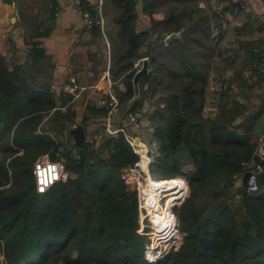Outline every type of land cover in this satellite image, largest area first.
<instances>
[{
  "label": "trees",
  "instance_id": "1",
  "mask_svg": "<svg viewBox=\"0 0 264 264\" xmlns=\"http://www.w3.org/2000/svg\"><path fill=\"white\" fill-rule=\"evenodd\" d=\"M198 1L141 0L150 24L138 30V0H113L120 7L113 18L115 34L124 44L111 63V73L121 75L125 85L116 95L122 108L128 106L134 96V60L151 55L154 72L141 78L140 96L128 110H139L161 90L153 109L158 148H152L151 174L178 185L182 178L175 175H183L187 185L183 201L171 208L180 244L156 264H264V159L255 172L256 191L241 181L258 149L250 139L258 112L234 99L223 101L218 114H204L208 71L184 52L186 43L198 40L197 33L203 47L198 56L214 50L209 16L195 22L188 7ZM161 7L164 17L153 18ZM87 9L91 26L98 28L95 10ZM182 27V38L166 44L165 36ZM29 54L36 64L45 52L32 40ZM260 61L259 52L247 50V63L256 67ZM175 79L180 85L173 89ZM66 108L65 113L58 108L50 86L34 87L25 67L9 68L0 53V264H150L144 257L145 236L137 231L143 211L139 190L122 174L138 155L123 132L105 133L97 146L95 140L75 146L68 139L67 178L37 190L34 161L46 152L55 159L60 143L41 129V121L52 110L59 119L70 118L71 108ZM89 108L104 117L109 110Z\"/></svg>",
  "mask_w": 264,
  "mask_h": 264
},
{
  "label": "crops",
  "instance_id": "2",
  "mask_svg": "<svg viewBox=\"0 0 264 264\" xmlns=\"http://www.w3.org/2000/svg\"><path fill=\"white\" fill-rule=\"evenodd\" d=\"M216 1L219 3L214 4L219 9L218 23L221 26L212 29L211 34L221 54L227 59L228 70L225 75L221 68H217L212 75L222 74L221 81H227L232 90L245 92L243 98L238 95L234 99L247 104L251 112H258L250 139L259 147L264 139V0ZM87 7L95 10L98 28L87 27L84 17ZM163 9L161 7L153 12L152 17L163 18ZM119 10L120 7L113 0H0V53L6 64L11 69L23 65L34 87L50 86L62 113L67 111V106L71 108L70 118L59 119L53 110L44 117L48 129L46 133L56 141H63L64 137L71 139L69 127L78 123L85 126L88 139L85 141L93 138L95 146L106 133L105 115L89 107L110 108L109 93L116 94L125 89L121 75L111 73L113 41L116 39L115 33L110 31L112 24L116 26L113 18ZM136 10L138 30L147 28L150 17L142 11L141 0H138ZM32 40H37L45 52L36 64L29 54ZM244 42L252 45L248 48L243 45ZM247 50L260 53L258 66L253 67L248 63L251 67H245ZM149 101L154 103L155 99L149 98ZM147 102L146 98L139 110L131 111L138 119V123L131 127L133 132L139 130L138 125H146L141 116ZM127 104L132 103L129 101ZM220 110L221 105L217 112L209 115L214 116ZM121 119L126 121L127 114L120 109L111 115L114 124H119ZM58 121L66 127L54 129ZM144 132L147 134L146 130ZM150 140L157 149V138L154 136Z\"/></svg>",
  "mask_w": 264,
  "mask_h": 264
},
{
  "label": "built area",
  "instance_id": "3",
  "mask_svg": "<svg viewBox=\"0 0 264 264\" xmlns=\"http://www.w3.org/2000/svg\"><path fill=\"white\" fill-rule=\"evenodd\" d=\"M84 17L86 20L87 27H91V25L93 24V19L87 10L84 11ZM102 21L103 19L101 18V23ZM135 65H137V63H135ZM109 104L110 109L107 114L105 132L108 134H116L119 131L123 132L127 142L130 144L135 153L139 156L138 161L134 164L127 165L122 174L128 183L130 180L131 186L133 184V181H135L136 187L139 186L140 188V200L142 201L143 210H145V212L142 214L143 216L148 217V219L150 220V229L145 232L148 237L145 240L144 244V257L150 264H156L162 256L172 250V248L175 249L176 247H178L180 243L181 236L176 234L175 232L174 226L176 224V220L171 213V208L175 204L183 201V199L185 198L187 194L186 179L184 176H178L182 178V183L177 189V193L174 198L168 199V196L165 195L164 192H161V189L156 187L154 188V190H157L158 198L155 199V201L152 203L147 202L145 200V190L142 185L144 182L142 177L143 174L140 171V166L138 163L142 155L140 145H144L146 147L145 153L148 156V169L151 174L150 164L152 160L153 145L151 144V142L148 143V141L142 136L139 131L133 132L132 129H129V122L133 124H131L132 127L138 123V119L136 118L135 114L128 110L130 105H128V108L124 111V113L127 114L126 121L121 119L119 124H114V122L111 120V115L121 107L119 98L115 93H109ZM66 149L67 146L60 142L55 150L57 156L55 159H52L48 152L38 155L35 159L33 164V174L35 177L36 186L38 187L37 190L39 192L46 191L53 182L60 179L64 180L67 178L68 170L65 167V159L62 155H59L60 151L62 154V152H65ZM73 156L79 159L81 154L78 153V151H75L73 153ZM151 177H153L152 174ZM246 184L249 191L253 192L257 190L255 173L251 174L248 177ZM161 211H163L162 213H165L164 216H166V219L169 221V223L164 226L165 228L157 230L153 227L151 214L159 213ZM143 227L144 221L142 217L140 218L139 215V227L137 228V231L139 233H142ZM164 229H166L168 232H166L165 235H162Z\"/></svg>",
  "mask_w": 264,
  "mask_h": 264
},
{
  "label": "rangeland",
  "instance_id": "4",
  "mask_svg": "<svg viewBox=\"0 0 264 264\" xmlns=\"http://www.w3.org/2000/svg\"><path fill=\"white\" fill-rule=\"evenodd\" d=\"M201 2H203V3H201ZM207 3H210L211 5L210 6H208V4ZM214 3H216V4H219L218 3V1H216V0H213L212 2H210V1H207L206 0V2L204 1V0H199L197 3H191L190 5H188V7H191V8H193L194 9V11L191 13V15L193 16V21H195L196 22V20L198 19V17L199 16H201V15H203V14H207L208 16H209V18H210V21H211V23H210V25H211V29H215L216 27H218V26H215L217 23H218V20H219V16H218V14L219 13H217L218 11H219V9H218V7L216 6V4H214ZM187 20H186V23H188L189 21H191L192 19H190L189 17H187L186 18ZM188 25V24H187ZM115 25H113L112 24V26H111V31L110 32H112L113 31V33H115ZM183 28V27H182ZM220 28V27H219ZM186 30V28H183V30H182V32H181V36L179 37V38H182V33H183V31H185ZM213 34H211L210 35V37L208 38V41L210 42V44L212 45V48L214 49H212L213 50V52L211 53V55L210 56H201V55H199L198 56V54L200 53V51L203 49V47H202V44H200V41H199V39H201V37H202V34L201 33H197L196 34V37L198 38V40H195V41H192L191 43H189V44H185L186 45V47L184 48V52L186 53H189V55H191V57H194L195 58V60L196 61H199V63H202L205 67H206V69H207V71H208V80H207V83H206V86H205V105H204V114L205 115H209V114H211V115H213L215 112H217L218 110H219V105H221V103L224 101V102H226V100H228V101H230L229 103H231L233 100H234V98L235 97H237L238 95H239V97H242L243 98V96L245 95V92H235L234 90H232L233 88L231 87V86H229V83L226 81H221L223 78H222V74L224 73L225 75H226V73L225 72H227V70H228V68H226V65H227V59H225L224 58V55H222L221 54V51H220V48H219V45H217L216 46V43L214 42V38H213V36H212ZM115 39L116 40H114L113 41V57L115 56V55H117V54H119L122 50H123V48H124V44H122V42L121 41H119V39H118V36L116 37V34H115ZM219 40V39H218ZM161 41V39H159L158 41H157V43L158 42H160ZM250 44L252 45V43H249V42H244V46H246V47H250ZM222 47V46H221ZM186 49V50H185ZM144 51H145V53L146 52H148L149 51V48H144ZM149 56H151V55H149ZM149 56H147L148 58H149ZM112 57V58H113ZM143 57H145V56H143ZM143 57H141V58H139V59H135L134 60V67L136 68V70L141 66V64H142V58ZM244 57V56H243ZM239 58V57H238ZM151 58H149V60H150ZM264 59V58H263ZM245 60H247V58H245ZM238 61V59L236 60V62ZM203 62H205V63H203ZM135 63H137V65H135ZM226 63V64H225ZM234 63H232V65H233ZM215 66H217V67H215ZM245 67L246 68H250L251 66L248 64V63H245ZM217 68H221L222 70H223V72H222V74H215V75H212V73L215 71V70H217ZM225 69H226V71H225ZM154 70V65H149V73L148 74H150V75H152L153 74V71ZM249 71H251V70H249ZM147 74V75H148ZM175 81L176 82H174L175 84H174V87H172L173 89H176L179 85H180V82H177V80L175 79ZM140 83V82H139ZM214 83H216V84H214ZM222 83V84H221ZM161 94H162V92H161V90L159 91V93L157 94V96L155 97V102L154 103H151V101H149V99H147L148 100V102L146 103V106H145V111H144V113L142 114V116H141V118L143 119V121H144V123L146 124L145 126H137V127H139L138 129V131L142 134V136L148 141V143L149 142H151V140H150V138H154V126H155V123L152 125V123L154 122L153 120H152V118H153V109H154V107H155V105H157L158 103V101L157 100H159V97H161ZM131 103V102H130ZM163 105V104H162ZM121 106V105H120ZM122 107V106H121ZM121 107L119 108L120 109V111H125L127 108H128V106H126L125 108H123V109H121ZM110 109V108H109ZM109 111V110H108ZM108 114V113H107ZM148 114H152V116H151V118H149L148 117ZM47 115V114H46ZM45 115V116H46ZM44 116V117H45ZM44 117H43V120H44ZM106 119H107V115H106ZM41 121V124H40V126H41V129L42 130H48L47 129V127H46V125H45V122L44 121ZM149 122V123H148ZM148 123V124H147ZM67 124V123H66ZM106 124V123H105ZM132 123H130L129 122V125H128V127H129V129H131V127H132V125H131ZM64 126V125H63ZM61 127H62V125L60 124V122L58 121V122H56L55 124H54V129L55 128H57V129H61ZM141 129H143V130H141ZM141 130V131H140ZM147 131L146 133L147 134H145V132L144 131ZM103 137V136H102ZM69 140H71L70 138H68ZM68 139H65V137H64V140H63V142L62 141H60V142H62L64 145H66V146H68L67 144H68ZM86 140H88L87 138H86ZM89 140L90 141H92L93 140V138L91 139V138H89ZM72 141V140H71ZM59 143V142H58ZM153 144V143H152ZM158 145V144H157ZM50 152V151H49ZM64 151L62 152V154H61V151L59 152V155H62V156H64ZM138 159H139V156H138ZM138 161V160H137ZM136 161V162H137ZM135 163V162H134ZM133 163V164H134ZM175 176H183V175H175ZM171 177V176H170ZM154 178V177H153ZM155 178H157V177H155ZM161 178H163V177H158L157 179H161ZM164 179V178H163ZM144 182H143V187H144V189H145V191H146V187H147V182L145 181V180H143ZM177 183V182H176ZM129 186H131V183H130V180H129ZM178 184V183H177ZM138 186V185H137ZM132 187V186H131ZM178 187H179V185H178ZM38 188V187H37ZM135 188H138V190L140 189L139 188V186L138 187H135ZM235 188V187H234ZM234 188H231L230 189V191H231V193H233V191H235V189ZM144 191V192H145ZM235 194V193H234ZM175 196V195H174ZM238 195H236V197H237ZM239 197V196H238ZM139 198H140V191H139ZM168 198H171V197H168ZM235 201V200H234ZM141 203H142V201H141ZM176 205V204H175ZM174 205V206H175ZM235 208V207H234ZM145 212V210H143V212H140V218L142 217V219H143V221H144V227L142 228L143 230V232L142 233H140V234H142V235H144L145 236V240L147 239V235H146V233L145 232H147L149 229H150V220L148 219V217H145V216H143V214L142 213H144ZM172 213V212H171ZM155 216L156 217H159L160 219H162V222H163V225L165 226L166 225V220H165V218H163L161 215H159V214H155ZM156 217H154V215H153V219H152V222H153V227H154V224L156 223ZM175 220H176V224H175V226H174V229H175V232H176V234H178V235H182L181 233H180V231H179V229H178V226H177V223H178V221H177V219L175 218ZM181 240V239H180ZM180 244V243H179ZM179 246V245H178ZM178 247H176L175 249H177ZM172 250H173V248H172ZM76 257V254H73L72 255V257H71V259H74ZM163 257V256H162ZM161 257V258H162ZM69 264H75L74 262H72V263H69Z\"/></svg>",
  "mask_w": 264,
  "mask_h": 264
},
{
  "label": "water",
  "instance_id": "5",
  "mask_svg": "<svg viewBox=\"0 0 264 264\" xmlns=\"http://www.w3.org/2000/svg\"><path fill=\"white\" fill-rule=\"evenodd\" d=\"M182 30H183V28H181L178 31H172V32L168 33L164 38L165 43L166 44L169 43L172 39H174L176 37L179 38L181 36ZM141 62H142L141 66L135 71L133 79H132L133 88H134V96L130 100L131 103L133 101H135L140 96L139 82H140L141 78L145 77L149 73V65H150L149 58L147 56H145L142 58ZM151 116H152V114H148L149 118H151ZM153 124H154V122L152 123V125ZM69 134L71 135L72 143L75 146H81L83 144V142L86 140V136H87L85 126L82 123H78L77 125L70 127L69 128ZM263 159H264V139L261 142V144L259 145L257 151L253 154V158H252V162L250 164V168L247 169L242 175V182L244 184L246 183L248 177L251 174H253L259 170L258 164ZM223 186H227V184L223 183ZM132 187L133 188L136 187L135 181H133Z\"/></svg>",
  "mask_w": 264,
  "mask_h": 264
},
{
  "label": "bare ground",
  "instance_id": "6",
  "mask_svg": "<svg viewBox=\"0 0 264 264\" xmlns=\"http://www.w3.org/2000/svg\"><path fill=\"white\" fill-rule=\"evenodd\" d=\"M145 146L144 145H140V149H141V159L139 161V166H140V171L143 174V180H145L147 182V187H146V191L144 192L146 194L145 200L149 203H152L155 201V199L158 198V193L157 190L155 191L154 188L158 187L159 189H161V192H164L165 195H167L168 197H172L174 195H176L177 193V189L180 187H178V184L176 183L175 180L173 179H169V178H161V179H155L153 177H151V174L149 172L148 169V156L145 153ZM145 190V189H144ZM154 190V193H153ZM155 214L158 213H152L151 214V219H153V215L154 217ZM166 220V225L169 223V221L165 218ZM154 228H156L157 230H161L164 227L162 219H160L159 217H156V223L154 224ZM166 232H168L166 229L163 230L162 235H165Z\"/></svg>",
  "mask_w": 264,
  "mask_h": 264
}]
</instances>
